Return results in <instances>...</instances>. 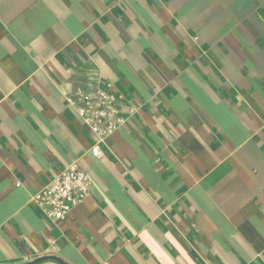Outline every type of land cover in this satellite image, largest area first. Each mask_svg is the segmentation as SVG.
<instances>
[{
	"label": "crops",
	"instance_id": "0c3cea01",
	"mask_svg": "<svg viewBox=\"0 0 264 264\" xmlns=\"http://www.w3.org/2000/svg\"><path fill=\"white\" fill-rule=\"evenodd\" d=\"M101 89L103 139L67 103ZM76 159L88 197L52 219L34 196ZM56 255L264 264V0H0V264Z\"/></svg>",
	"mask_w": 264,
	"mask_h": 264
},
{
	"label": "built area",
	"instance_id": "2783aa9c",
	"mask_svg": "<svg viewBox=\"0 0 264 264\" xmlns=\"http://www.w3.org/2000/svg\"><path fill=\"white\" fill-rule=\"evenodd\" d=\"M67 103L74 108L90 132L100 139L117 130L125 121L118 98L108 89L69 97ZM91 152L97 157L102 156L98 145L93 146ZM89 188V175L76 159L44 185L33 200L48 217L65 219L88 197Z\"/></svg>",
	"mask_w": 264,
	"mask_h": 264
},
{
	"label": "water",
	"instance_id": "95a60500",
	"mask_svg": "<svg viewBox=\"0 0 264 264\" xmlns=\"http://www.w3.org/2000/svg\"><path fill=\"white\" fill-rule=\"evenodd\" d=\"M43 260H57L59 261L61 264H67L62 258H60L59 256H40V258H36L35 260L32 261H28V262H23V264H38L40 263V261Z\"/></svg>",
	"mask_w": 264,
	"mask_h": 264
}]
</instances>
